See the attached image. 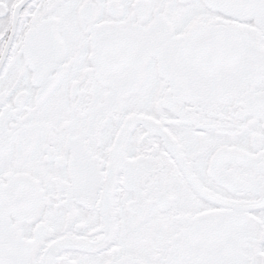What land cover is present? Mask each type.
Here are the masks:
<instances>
[{"label": "snow or ice", "instance_id": "1", "mask_svg": "<svg viewBox=\"0 0 264 264\" xmlns=\"http://www.w3.org/2000/svg\"><path fill=\"white\" fill-rule=\"evenodd\" d=\"M0 264H264V0H0Z\"/></svg>", "mask_w": 264, "mask_h": 264}]
</instances>
